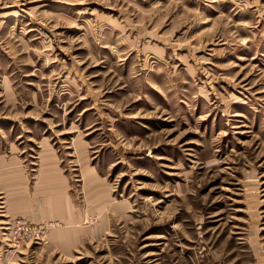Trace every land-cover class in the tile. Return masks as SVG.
<instances>
[{
    "label": "rangeland",
    "instance_id": "rangeland-1",
    "mask_svg": "<svg viewBox=\"0 0 264 264\" xmlns=\"http://www.w3.org/2000/svg\"><path fill=\"white\" fill-rule=\"evenodd\" d=\"M21 218L58 226L13 248ZM0 264H264V0H0Z\"/></svg>",
    "mask_w": 264,
    "mask_h": 264
},
{
    "label": "crops",
    "instance_id": "crops-1",
    "mask_svg": "<svg viewBox=\"0 0 264 264\" xmlns=\"http://www.w3.org/2000/svg\"><path fill=\"white\" fill-rule=\"evenodd\" d=\"M36 171H38V175L41 176L40 181L41 183L44 185H42V187H40V189H42V202L44 204V206H40L41 205V201L39 198H37V200L35 199V201L38 203L37 204V210L41 213L42 218L45 219H56V217H60L63 216V211L62 214L60 213V215L58 214V208H57V204L53 203V197L55 195L56 189L58 191L62 192V198L64 199V192L62 190L63 188V181L60 179L61 177V173H60V169H59V164H58V157H55L54 155V151L53 150H45L43 151L37 158L36 161ZM94 168V167H93ZM74 169H71V172ZM76 170V169H75ZM69 171V176L74 178L76 181L78 182H82V189L80 188V190L78 191V195L81 194L82 197L79 195L78 198V203L80 205L81 202L85 201V194H84V190L87 192L88 189L86 188L88 185V180H94L95 183L99 186V192L97 193L99 195V197L101 199L105 198L106 195V189H105V185H104V178L98 174V172L96 171V169H79L78 173H71ZM79 176L80 179H76ZM11 180V179H10ZM74 180V181H75ZM76 185V184H74ZM14 193V194H13ZM15 191L12 192V195L10 197L7 198V203L6 205L8 206V208L11 207V209L9 211H14V210H19L18 213L20 212L21 214H29L30 212H32L34 210V208L30 207H26V202H27V196L26 195H15ZM74 197V196H73ZM76 199V197H74ZM91 198V197H89ZM73 199V198H72ZM101 201V200H100ZM87 202V200H86ZM33 209V210H32ZM24 210V211H23ZM82 208H76L75 210H72V216L70 218L71 223L70 225L75 224L78 220L79 217H81L82 215ZM68 211V210H67ZM79 214V215H78ZM65 218L68 220L69 217L65 216ZM82 219V218H81ZM96 219L93 218V221H95ZM65 223H68L66 221H64ZM54 236L56 238L54 239H58V235L54 234ZM67 241V239H66Z\"/></svg>",
    "mask_w": 264,
    "mask_h": 264
},
{
    "label": "built area",
    "instance_id": "built-area-1",
    "mask_svg": "<svg viewBox=\"0 0 264 264\" xmlns=\"http://www.w3.org/2000/svg\"><path fill=\"white\" fill-rule=\"evenodd\" d=\"M13 236L18 246L25 242H45L49 234L58 226L57 221L33 223L26 219H11Z\"/></svg>",
    "mask_w": 264,
    "mask_h": 264
},
{
    "label": "bare ground",
    "instance_id": "bare-ground-1",
    "mask_svg": "<svg viewBox=\"0 0 264 264\" xmlns=\"http://www.w3.org/2000/svg\"><path fill=\"white\" fill-rule=\"evenodd\" d=\"M93 187H94V180L92 179L90 181V186H89V191H90V194L91 196H93L92 199L94 200H99L97 198V195L94 194V191H93ZM100 203V201H98ZM53 203H56L57 204V210H58V214L60 215V213L62 214V211H63V208H64V204H61L60 203V200L56 199ZM101 203H102V199H101ZM69 211H67L68 213ZM66 222H68L66 220ZM68 224V223H67ZM13 231H14V228H13V221H9V223L7 224V228H6V234H5V237L6 239L8 240L9 243H11V245L13 246V248H17L18 247V244H16V241L14 239V236H13ZM71 234V233H70ZM58 235V240H60V242L64 243V242H67L66 239L67 237L69 236V233L66 232V231H62L60 233L57 234ZM55 238V237H54ZM69 239H70V236H69Z\"/></svg>",
    "mask_w": 264,
    "mask_h": 264
}]
</instances>
